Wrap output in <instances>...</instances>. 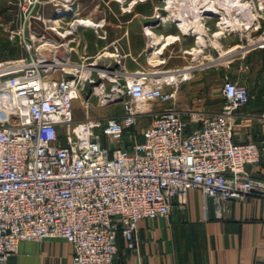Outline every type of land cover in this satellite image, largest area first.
I'll return each mask as SVG.
<instances>
[{
    "label": "built area",
    "instance_id": "obj_1",
    "mask_svg": "<svg viewBox=\"0 0 264 264\" xmlns=\"http://www.w3.org/2000/svg\"><path fill=\"white\" fill-rule=\"evenodd\" d=\"M44 2L20 0L21 25L9 38L20 35L27 56L0 60V264L21 241L44 238L70 243L71 264H115L118 235L136 249L138 222L169 216L191 190L212 202L217 217L232 201L264 200V138L234 135L237 111L250 98L246 87L225 80L221 109L189 133L178 111L165 107L139 139L134 130L146 108L135 102L173 96L163 82L144 78L121 84L120 116L77 121L74 101L93 79L77 68L52 76L54 62L34 58L26 40Z\"/></svg>",
    "mask_w": 264,
    "mask_h": 264
},
{
    "label": "crops",
    "instance_id": "obj_2",
    "mask_svg": "<svg viewBox=\"0 0 264 264\" xmlns=\"http://www.w3.org/2000/svg\"><path fill=\"white\" fill-rule=\"evenodd\" d=\"M105 14L82 9L77 15L95 25L79 22L86 29L82 28L68 41L66 34L60 36L61 41H51L49 46L58 53L53 50L54 56L64 54L59 63L52 60L56 68L54 77L62 76L67 68L79 69L81 63L94 68L95 62H100L107 67V75L114 73L122 84L137 78L163 82V89L173 96L164 104L154 103V107H147L139 115L134 130L139 139L152 113L165 107L178 111L186 123V132L198 129L204 117L221 109L222 85L225 80H231L246 87L250 95L248 105L237 111L235 139L246 141L239 139V130H256L258 115L264 111V31L242 35L216 29L213 39L206 41L202 30L188 32L177 24L159 32L143 27L140 20L151 19L150 12L127 11L125 22H121V12L116 10L110 16L115 21L110 24ZM173 16L176 22L180 18ZM15 47L19 51L8 56L7 46L2 47L3 59L27 56L24 47L23 50ZM217 49L223 52L216 59L210 52L204 53ZM112 52L115 56L108 58L106 55ZM217 71L219 77L215 78ZM84 74L90 75L88 69ZM127 140L123 144L129 146ZM136 237L137 248L130 250L118 235L115 264H264V200L248 197L232 201L228 212L217 217L212 202L205 200L200 191L191 190L185 206L175 204L169 216L141 219ZM72 252L71 244L62 238L21 241L8 264H71Z\"/></svg>",
    "mask_w": 264,
    "mask_h": 264
},
{
    "label": "rangeland",
    "instance_id": "obj_3",
    "mask_svg": "<svg viewBox=\"0 0 264 264\" xmlns=\"http://www.w3.org/2000/svg\"><path fill=\"white\" fill-rule=\"evenodd\" d=\"M19 2L20 0H0V60L4 58V54L1 51L4 46H7V56L8 54L14 55L19 51V48L15 46L22 47V50L24 49L22 44L19 43L21 41L20 35H15L14 40L9 38L11 32L16 31L17 27L21 25ZM208 5H212L218 11L212 13L206 8ZM57 7L60 8L58 9L59 11L56 10ZM82 9L88 10V12L98 11L106 13V22L108 24L115 21V18L110 19V16L116 10L121 12L119 19L121 22L124 21L123 18L126 17L124 13L127 11L133 14L137 13V11L150 12L153 17L151 19H141L140 25L150 27L155 32L163 31L169 25L176 26L180 20L178 19L176 22L177 18L173 14L176 16L181 15L185 22L187 21L186 23H188V32L191 29L195 31L202 30L206 41L213 39L212 34L216 29L222 31L230 30L242 35L248 32L253 33V31L259 34L264 31V0H239V2L235 0H60L58 6H55V2L51 0H45L35 10V16L31 19L30 27L25 33L26 40L31 46L32 56L37 58L38 55H43L46 61H52L54 59L53 50H55L57 55V49L43 44L48 40L61 41L63 38L57 35L55 30L51 29V26L57 27L58 31L66 34V40L68 41L82 28L86 29L85 26L78 22L85 20L79 17L80 15H77V12ZM57 20L58 22H56ZM30 34L34 35L32 39ZM13 43L16 44L14 47ZM209 52L212 54L213 59H216L223 51L220 49L204 51L206 54H209ZM109 55L107 54L106 56L108 57ZM60 56L64 58V54ZM12 58L8 57L7 59ZM87 61L85 60V62ZM204 61H207L206 58H204ZM92 67L81 63L79 68L80 73L83 75H85L84 70L88 69V73L90 72L89 77L93 79V82L85 80L79 98L74 101V118L77 121L86 118L116 116L123 112L122 101L124 95H122L120 90L122 83L116 80L114 73L107 75V73L97 70L96 66ZM111 70L114 72L115 68L112 67ZM50 71L48 72L50 73ZM57 76L60 75L57 74ZM214 77H219V71ZM135 104L137 106L143 105L146 109L151 105V107H154V103L150 105L149 103L135 102ZM247 105L245 104L238 109V112L242 111ZM258 116L260 120L256 130L252 132L239 130L241 134L240 140L256 141L264 138V111ZM236 124L235 120V127Z\"/></svg>",
    "mask_w": 264,
    "mask_h": 264
},
{
    "label": "bare ground",
    "instance_id": "obj_4",
    "mask_svg": "<svg viewBox=\"0 0 264 264\" xmlns=\"http://www.w3.org/2000/svg\"><path fill=\"white\" fill-rule=\"evenodd\" d=\"M235 1H237V2H239V0H235ZM238 5H240V4H238ZM228 6V5H227ZM226 6V7H227ZM226 7H223V8H226ZM206 8L207 9H209V11H211L212 13L213 12H217L218 10H216V9H214L213 8V6L212 5H208V6H206ZM229 9V8H228ZM62 10V9H61ZM49 15H52V14H49ZM180 18H179V20L180 21H178V26L181 28V29H186L187 30V28H188V23H186L185 22V20L181 17V15H178ZM224 19V18H223ZM60 20V19H59ZM58 21V20H57ZM56 21V22H57ZM78 22H80V23H84V24H87V25H95V23L93 22V21H91L90 19H88V20H80V21H78ZM51 29L52 30H55V33L57 34V35H60V36H63V35H65V34H63L62 32H60V31H58V29H57V27H55V26H51ZM171 36V35H170ZM200 37V36H199ZM52 44V42H51V40H48L47 42H45V45H51ZM56 44V43H55ZM160 46V45H159ZM115 56V53H112V54H110L108 57H114ZM43 61V60H42ZM57 63V62H56ZM58 63H59V61H58ZM99 64H97V63H95V66H96V68H97V70H99L100 72H104V73H106V69H107V67H105V66H103V65H100V62H98ZM66 67H68V66H66ZM81 67V66H80ZM69 69H71V70H73V68H67V72H69ZM110 73V72H109ZM161 75V74H160ZM171 75V74H170ZM170 77V76H169ZM171 77H172V75H171ZM164 79V78H163ZM138 107H142L143 108V105H139Z\"/></svg>",
    "mask_w": 264,
    "mask_h": 264
}]
</instances>
